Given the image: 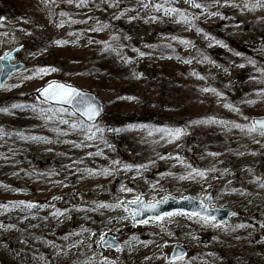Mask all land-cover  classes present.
Returning <instances> with one entry per match:
<instances>
[{
    "label": "rangeland",
    "instance_id": "obj_1",
    "mask_svg": "<svg viewBox=\"0 0 264 264\" xmlns=\"http://www.w3.org/2000/svg\"><path fill=\"white\" fill-rule=\"evenodd\" d=\"M79 2L55 0V3L45 4L44 0H0V16L5 18L0 22V56L13 45L22 43L24 49L16 55L15 62L25 65L0 88V101L4 106L12 101L8 97L13 94H29L30 99L35 100L37 89L47 82L59 80L92 92L104 104L109 121H118V114H123L147 123L150 117H145L146 112L153 116L160 108L168 113L193 114L192 121L199 120L202 114L220 121L224 116L229 120L224 131L236 159L225 163L227 172L209 171L206 179L192 183L180 182L170 174L148 173V177L136 171L124 172L116 181L110 160L111 150H106L104 155L85 157V153H91V148L97 145L87 142L85 149L77 150L78 159L66 158L68 181L54 184L50 192L36 198L21 195L20 199L37 202L38 208L0 209V261L105 264L104 258H107L112 264H264V227H261L264 207L258 205L254 208L264 191H257L249 203L250 198L242 200L240 193L237 195L231 190L232 185L240 184L237 178L250 172L251 176L264 180V136L257 131L249 133L247 129L235 128V124H247L245 111L234 110L233 114L230 110L235 107H224L225 104L232 105L229 93L232 89L246 95L252 93L251 100L259 99L254 104L256 108H264V74L245 69L233 54L234 50L244 48L264 60V0H260L261 6L255 8L252 5L256 0H229L228 3L224 0L219 3L198 0L205 5L203 14L200 9L190 8L185 0H173V6L196 14L195 27L179 23L174 16H166L152 7H142L144 3H163L164 0H84L81 6H77ZM245 4L249 7L246 8ZM214 12L219 15H210ZM70 20L78 22L69 23ZM62 21L63 26L57 27ZM105 24L108 27L102 31L90 30ZM196 27L202 32L197 33ZM70 32L73 35H68ZM205 34L209 39H205ZM121 37L125 42L120 43ZM213 37L220 43H215ZM89 38L107 41L113 47L122 46L118 51L121 54L122 50L130 58L126 69L136 94L126 91V86H123L125 91L120 92L122 85H113V81H120L122 74L91 73L82 67L83 61L87 63L102 55L112 59L118 69L124 64L117 52L101 51L103 44L90 43ZM54 40H76V43L58 46L52 43ZM133 49L146 55L140 57ZM49 67L58 71L41 76L34 74L38 68ZM205 87L222 93V97L211 91H201ZM261 111L264 117V109ZM249 118L250 125L253 116ZM212 124L213 121H209L199 125L204 131ZM167 125L166 120L163 121V126ZM135 135L132 149L138 160L153 157L161 160L160 165L165 167L175 159H160V156H181L184 149L185 136L173 143H153V140H159L156 134L149 137L144 131ZM94 165L95 171L90 168ZM100 167L109 169L111 174L100 172ZM122 186L131 191H121ZM187 191L198 193L186 195ZM206 193L212 196L211 206L231 208L236 215L218 227L179 213L134 227L121 207H101L114 204L117 198L132 202L143 197L149 203L161 201L166 195L203 198ZM64 204L67 205L60 209L61 215L42 219L53 206L62 207ZM49 221L53 225H47ZM237 224L244 227L234 228ZM102 235H115L122 243V249L115 253L101 250ZM223 242L224 253L230 252L225 262L213 255L215 247H221ZM175 245L186 249L187 254L184 259L172 262L169 254Z\"/></svg>",
    "mask_w": 264,
    "mask_h": 264
},
{
    "label": "trees",
    "instance_id": "obj_2",
    "mask_svg": "<svg viewBox=\"0 0 264 264\" xmlns=\"http://www.w3.org/2000/svg\"><path fill=\"white\" fill-rule=\"evenodd\" d=\"M121 38L122 41L120 43L125 42L124 37ZM121 52L127 57L122 50ZM237 53H240V55H237ZM233 54L235 59L237 58V61L247 70L250 69L257 73H261L256 71V69L264 68V60L257 55H252L250 52L244 51V48H241V50H234ZM108 59L103 55L96 56L87 63L83 61L82 67L90 70L91 73L101 71L103 74L105 73L110 76L122 74L120 81H113V85L118 86L121 84L122 87L120 92L124 90L123 86H126V91H132L133 94H136L137 91L135 90V86L130 83V73L126 69L129 63L123 62L124 64L118 69V66L114 64V61ZM249 60L254 61V65L250 64L248 62ZM89 63H91L92 66L88 67ZM105 80L106 79H104V82ZM103 84L107 86L106 83ZM160 86H162L161 83ZM229 93L233 100V108L235 107L240 111H245V116L248 118L246 125H249V117L263 116L261 110L264 108H256L254 104L257 103L259 99L251 100L250 95L252 93L246 95L243 91H234L232 89ZM141 98H144L143 94H141ZM8 99H12V101L5 106L2 102L1 108H10V105L13 103L27 105L28 107H25L23 110L10 109L9 113H0V129L11 133V135L0 136V205H6V207H0L2 210L18 208L8 202L14 198H21L22 194L36 198L39 194L44 195L47 192H50L52 188H54V184L68 181L70 176L65 167L68 165L66 158L69 159L72 157L73 159H78L77 157H79V155L77 150H80L81 148L85 149L87 147V145H85L87 142H94L97 144L91 148V153L94 156L100 155L98 153L104 155L106 150H111V162L118 160L121 164L146 165V167L141 169L137 174L142 173L143 176L148 177V173H161L162 175L170 174L172 177L179 179L180 182L183 183H192L196 180L201 181L200 178H197L196 180H181L180 177L186 176L187 170L183 165L177 163L176 160L168 162L164 167L163 165H160L161 160L153 157L141 160L136 159L138 158L137 153L135 154L132 149L133 143L135 142L133 136L135 134V136H137V134H142L144 132L143 130L138 131L135 128V126L142 124L151 127H164L163 121L166 120L168 124L167 127L180 126L181 128H184L187 126L188 131L187 135H185L183 143L184 149L181 151V157L195 168L201 170L215 168V172L221 170L224 173V166H226L225 163L233 161V158L236 159L233 157L234 153L231 151L232 147L230 148L228 145L229 141L227 139V132L224 131V126H227V123H229L228 118H225L224 116L221 119L223 123H221L220 120H215L210 128L202 131L199 125L200 123H198V125L189 124V122L195 117L193 114L184 112L175 113L173 111L168 113L167 111H164L163 108L158 109L153 116L146 112L147 115H145V117H150L147 123H142L132 117H125L123 114H118V121H109L108 118H106L107 114H105L97 124L98 126L105 128L103 139L96 138L93 140H86L81 131L79 129L71 128L70 124H59L56 117H53L52 121H45L41 117L39 111L33 112L31 110V106L36 105L38 109H44L46 115H51V113L48 112L49 108H61L42 104L37 99L32 100L30 99L29 94H13L9 96ZM249 101H251V103H249ZM65 112V119H68L70 122H80V120L73 116L69 111L65 110ZM233 112L234 110H230V113ZM67 113H70L71 115H67ZM208 118L207 115L202 114L200 115L199 120H208ZM209 121L211 120H208V122ZM129 126H133L132 130H128ZM85 127H88V125H85ZM108 128H120L124 130L117 134L107 131ZM56 129H60L61 131H56ZM188 132L190 133L189 136ZM17 133H22L26 139H21ZM32 136L43 137L44 139L32 140ZM157 137L159 138V135ZM105 141H107V144L111 145V147H108L105 144ZM211 153H217L218 155L213 156ZM84 156L87 157L88 153H85ZM159 167L161 169L163 168V170L160 171L161 169L159 170ZM90 168L94 171L97 170L95 165ZM99 171H102L101 167L99 168ZM134 171H136L134 168L131 170H124L121 167L119 171H115L114 179L117 181L124 172L130 173ZM208 172H206V177L208 176ZM251 175L252 172L248 175L240 176L237 178L238 181H240V184L232 185L231 187V190L236 189V191H232L234 194L238 195L240 193L242 195V200L250 198L248 200L249 203L254 200L253 197L257 191H264V187L259 186V181L256 180L257 177ZM116 176H119V178L117 179ZM85 181H88V179L85 178ZM225 181H227L228 184H231L227 178H225ZM118 185H116V187H118ZM246 187H248L247 191H244V188ZM37 189L40 191L37 192ZM188 193L196 195L198 192H185L186 195H189ZM249 203L247 205H250ZM66 205L67 204H64L62 207H57V205L53 206L49 213L44 215L42 219L44 221L49 220V216L52 215L51 213L56 210L60 211V209L64 208ZM258 205L264 207V194L259 198V201L254 208ZM48 223L52 224V221L47 222V225ZM223 248H226L224 242L221 244V247H215L213 250L214 257H217L221 262H225V257L230 253H224ZM0 264L15 263L10 262L7 259H2Z\"/></svg>",
    "mask_w": 264,
    "mask_h": 264
},
{
    "label": "snow or ice",
    "instance_id": "obj_3",
    "mask_svg": "<svg viewBox=\"0 0 264 264\" xmlns=\"http://www.w3.org/2000/svg\"><path fill=\"white\" fill-rule=\"evenodd\" d=\"M49 2L51 3H55V0H44L45 4H48ZM67 3H73V0H66ZM215 3H219V0H214ZM225 3H228L229 0H224ZM84 3V0H80V2L77 4V6H81V4ZM185 3L189 5L190 8H194V9H200L201 10V14H203L204 11H206L205 5L203 3L198 2V0H185ZM111 6V5H110ZM261 6L260 4V0H256V3L252 5L253 8ZM143 8H149L152 7L154 10L156 11H162L164 15L166 16H170V17H175L177 22L179 23H183L188 25L189 27H195V25L193 24V21L197 18L196 14H189L187 13L185 10L175 7L173 6V0H164L163 3H154V4H149V3H144L142 4ZM245 7H249L248 4H245ZM61 15H66L65 13H61ZM121 15H123V13H121ZM210 15H219V13H210ZM114 18H119V17H114ZM5 18L0 16V22H2ZM129 19H133V17H129ZM150 19H156V17H150ZM28 21H25V23H27ZM78 21L75 20H70L69 23H77ZM63 21L60 24H57V27H62L63 26ZM99 24V21L97 22ZM108 25L105 24L102 27H98V28H92L90 29L91 31H102L104 28H107ZM196 31L197 33H201L202 29H200L199 27H196ZM68 35H73V33H68ZM127 38V37H125ZM77 40H79V36H77L76 38ZM113 39H117L116 37H113ZM173 40L177 39V37H172ZM205 39H209L208 35L205 34ZM213 41H215V38H211ZM89 42L93 43H102L103 44V48L101 49V51H105V50H110V51H114L117 52V55L120 56V59L125 62V63H129L130 62V58L123 56L120 54V52L118 51V48L122 47L120 45H117L116 47H113L111 44H109L107 41H92L91 38H89ZM184 43H187L185 41H181ZM52 43L56 44V45H63V44H67V43H76V40L73 41H67V40H54L52 41ZM215 43H220V41H215ZM209 46L211 47L212 45L209 44ZM154 47V46H153ZM133 51L138 52V55L140 57H143L146 55V53L139 51L138 49H133ZM237 55H240V53H237ZM2 58V57H0ZM191 61H185V63H190ZM250 64L254 65V61L249 60L248 61ZM58 71V69L54 68V67H49V68H38L36 70V72L34 73L37 76H41V75H47L49 72H55ZM256 71L261 72L262 74H264V68H257ZM134 75H136L134 73ZM30 78V77H29ZM201 91L203 92H214L217 97H222V93L216 92L215 89L212 88H202ZM37 92H39L43 98L44 101H56L57 104L60 103H73L74 102V98L75 99H79V106H77L76 110L80 111L83 115L87 116V118L89 120H93L95 119L97 116H99L100 114V108L94 104V102H92L90 99H86L85 98V93L78 91L74 86L70 85V84H64V83H58V82H49L48 85L46 87H43L42 89H37ZM118 99H123L118 97ZM126 99H134V97H127ZM249 103H251V101H249ZM25 107H28L27 105H22V104H16L13 103L10 105L9 107H3L0 108V113H9L10 109H21L23 110ZM224 107L229 108V109H233V106L230 104H225ZM31 110L33 112L39 111L41 117L45 120V121H52L53 117L57 118V121L59 124H70L71 128L73 129H79L81 131V133L84 135L86 140H93L96 138L99 139H103V133L105 131V128L100 127L98 125H91L88 127H85L83 121L80 122H76V121H69L68 119H65V110H61V109H52L49 108L48 112L51 113V115H46L44 112V109H38V107L36 105H32L31 106ZM235 111H239V109H233ZM67 115H71L70 113H67ZM247 119V118H245ZM208 120L211 121H215L214 117H210L208 118ZM208 120H196V121H190L189 124H198V123H206L208 122ZM221 123H223V121H221ZM235 128L240 129L241 131H244L245 129H247V131L249 133L252 132H256L259 131V134L261 136H264V120H257L254 123L250 124V125H241V124H235L234 125ZM133 126H129L128 130H132ZM136 130L140 131L143 130L145 132H147V135L149 137H152L154 134H158L159 135V140H153V143H159V142H164V143H173L175 141H179L183 136L187 135V131L188 128L187 126L184 128L181 127H151L149 125H139V126H135ZM124 129H120V128H108L107 131L109 132H114V133H120L121 131H123ZM56 131H61L60 129H56ZM66 134V133H65ZM99 134V135H98ZM6 135H11V133L9 132H5L3 129H0V136H6ZM17 135L21 138V139H26V137H24V135L22 133H17ZM32 140H40V139H44L43 137H36V136H32L31 137ZM105 144L108 147H111V145L107 144V141H105ZM180 145L178 144L177 147H179ZM98 154H102V153H98ZM88 155H92V153H88ZM211 155L216 156L218 155L217 153H211ZM160 159H175L177 161V163L181 164L184 166V168L187 170L186 176H181L180 179H189V180H196L197 178H200L201 180L206 179V172L208 171H215L216 169H205V170H201L199 168H195L193 167L190 163H188L186 160H184L179 154H176L175 156H160ZM151 163V161H150ZM112 165H113V170L114 171H119L120 168L122 167L124 170H131V169H135L137 173L140 172L141 169H144L146 167V165L144 164H139V165H132V164H121L120 161L118 160H114L112 161ZM103 173L105 174H111L109 169H103L102 170ZM225 172H227V169L224 170ZM257 181H259V186L260 187H264V180H261V178L257 177L256 178ZM121 191L124 192H130L131 189L122 186L121 187ZM232 191H236V189H232ZM53 199H56L55 197ZM139 197L136 198V200L132 201L131 203L135 204L139 201ZM188 199V198H185ZM164 201H157V202H149L146 207L149 210H154L157 207V204L159 203H163ZM20 203H24L23 201ZM122 201L117 198L116 202L114 204H108V205H101V207H106V208H118L122 206ZM34 205H32L31 203H29L27 205L28 208H32ZM0 207H6V205H0ZM200 207L203 208L204 204L201 203ZM53 216H59L61 215L59 210H56L55 212L51 213ZM232 215H236L235 212L231 213ZM135 215V213L133 214ZM165 216H171V213H165ZM190 217H198L202 223L204 224H211L212 227H218L217 224L212 223L213 221H215V216L211 215V213H209L207 216L204 217H200L199 213L193 212L190 214ZM123 219V218H121ZM162 217L157 215L154 217H151L150 220H161ZM150 220H145L142 221V223H149ZM240 227H244V225H240L237 224L234 226V228H240ZM261 227H264V224L261 225ZM67 239V237H66ZM133 240H136V237H132ZM104 240V236L102 235L101 237V241L103 242ZM128 243V242H126ZM129 246L131 247V245L129 244ZM111 247V246H109ZM118 250H119V246H117ZM177 259L178 260H182L183 259V254L182 253H178L177 254ZM105 260V264H112V262H108L107 258H104Z\"/></svg>",
    "mask_w": 264,
    "mask_h": 264
},
{
    "label": "water",
    "instance_id": "obj_4",
    "mask_svg": "<svg viewBox=\"0 0 264 264\" xmlns=\"http://www.w3.org/2000/svg\"><path fill=\"white\" fill-rule=\"evenodd\" d=\"M23 48H24L23 44L17 45L13 47L10 51L4 53L1 56L2 58H0V88L6 84V82L10 79L12 75L24 69L25 65L23 63L13 62L15 60L16 54L19 53L21 50H23ZM51 82L63 83L61 81H51ZM48 83L43 85L40 89L46 87ZM75 88L78 91L85 93V98L90 99L92 102H94L95 105H97L100 108V114L95 119L89 120L87 116L83 115L80 111L76 110L77 106H79L80 103L79 99L74 98L73 103L57 104L56 101L45 102L43 96L37 91L35 93V96L42 103L69 110L74 116L78 117L81 121H83V123L87 125L96 124L100 120V118H102L105 114L104 104L93 93L81 90L77 87ZM0 106H1V102H0ZM257 120H264V117L253 118L252 123H254ZM211 200H212V196L210 193L204 195L202 199H198L192 196H187L184 198L165 196L163 199L164 201L163 203L157 204V207L154 210H149L146 207V205L148 204L146 200L143 197H140L139 201L135 204L131 202H123L122 207L129 215L133 226L141 225L143 224L142 221L150 220L151 217L157 215L164 217L165 213H171V214L183 213L186 215H190L193 212L199 213L200 217L207 216L209 213H211V215L215 216L216 218L214 221L216 224L223 225L227 223L232 216L231 213H233V210L226 207H215V206L212 207ZM22 201L24 203H20ZM9 203L24 208H28L27 205L29 203L34 205L32 208H37L39 206L37 202H31L21 199L11 200ZM201 203L204 204L203 208L200 207ZM134 213L135 215H133ZM117 246H119V250H120L121 243L114 235H107L104 237L103 242L102 241L100 242V247L104 251L117 252L119 251ZM178 253H182L183 258L186 256V250L183 247L176 245L172 248V252L169 255V259L172 261L178 260L177 259Z\"/></svg>",
    "mask_w": 264,
    "mask_h": 264
}]
</instances>
